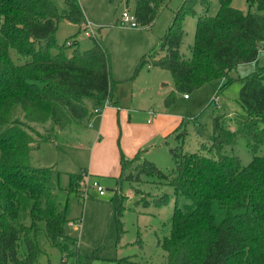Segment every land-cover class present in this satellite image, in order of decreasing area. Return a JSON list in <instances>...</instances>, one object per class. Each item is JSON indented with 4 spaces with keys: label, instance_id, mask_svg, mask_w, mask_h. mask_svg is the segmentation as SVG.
Instances as JSON below:
<instances>
[{
    "label": "trees",
    "instance_id": "obj_1",
    "mask_svg": "<svg viewBox=\"0 0 264 264\" xmlns=\"http://www.w3.org/2000/svg\"><path fill=\"white\" fill-rule=\"evenodd\" d=\"M168 1L135 0L138 24L151 28ZM63 2L66 9L60 13L55 0H0V264H37L44 252L43 233L62 253L63 264L71 259L75 264L95 260L84 257L79 240L66 232L70 221L58 205L57 192L63 189L55 180V169L37 168L30 162L31 151L42 139L30 124L51 121L61 131L91 115L89 100L99 107L110 99L115 106L111 59L102 39L96 35L86 51L80 50L77 40L72 46L57 44L62 20L81 29L85 24L79 1ZM248 3L257 13L246 14L233 8L232 0H220L219 13L209 17L208 0H185L159 49L142 57L136 74L147 64L169 71L176 91L188 96L214 80H228L221 93L233 81L229 74L241 65L258 63L264 49V0ZM196 4L203 6L204 13L198 16L191 57L186 58L181 53L187 35L183 19L195 13ZM11 51L23 61L15 63ZM241 85L243 113L231 122L224 115L215 116L209 146L186 153L184 124L177 129L179 146L172 150L171 173L154 162H140L141 152L132 160L121 154L117 185L156 176L175 192L172 230L169 236L157 238L164 264H264V157L257 155L264 145V67L242 78ZM175 99L169 94L165 105L171 106ZM16 106L24 111L25 123L13 120ZM239 138L246 139L254 153L248 166L225 152ZM79 181L81 173L70 175L71 190H77ZM180 198L186 201L183 207L177 204ZM166 199L167 195L154 204L162 206ZM124 209L121 198L114 213L119 233L124 232Z\"/></svg>",
    "mask_w": 264,
    "mask_h": 264
},
{
    "label": "rangeland",
    "instance_id": "obj_2",
    "mask_svg": "<svg viewBox=\"0 0 264 264\" xmlns=\"http://www.w3.org/2000/svg\"><path fill=\"white\" fill-rule=\"evenodd\" d=\"M55 1L60 13H63L66 9L63 0ZM78 1L85 14V23L90 22L96 28L97 37L102 39L110 54L114 91L116 90L123 107L121 120L127 114L126 123L117 122V128L104 129L102 144L97 146V123L101 114H92L94 103L87 105L91 115L70 129L58 131L52 122L44 125L30 124L36 135L42 138H39L31 151L30 162L37 168L55 169V180L63 189L57 192L58 205L67 212L70 221L66 232L79 240L80 253L84 257L94 258L93 264H164L165 254L158 248L157 238L169 236L172 230L175 192L156 176H141L140 181L133 180L117 185V180L113 178L120 176L121 154L127 160H132L142 149L144 151L140 162L144 159L154 162L163 172L169 174L175 169L172 150L179 146L174 133L181 124H184L183 129L186 132L183 145L186 153H198L202 145L209 146L215 116L224 115L228 121L236 114L243 113L239 104L241 79L255 72L258 66L264 67V51H261L258 63L244 64L229 74L233 81L220 93L221 107L217 109L212 101L228 80L225 83L214 80L189 93L188 100L183 93L176 91L174 78L169 71L149 68L147 64L136 74L142 57L154 49H159L161 39L166 35L185 0H169L168 6L159 14L151 28L119 25L120 15L125 9L129 8L135 13V0ZM208 2L209 8L205 13L209 17H215L220 11V0ZM232 7L246 14L257 13V8L251 7L248 0H232ZM194 10L195 13L186 14L183 19L187 35L181 53L186 58L191 57L198 16L204 13L201 4H196ZM93 38L87 37L83 29L67 20L60 22L56 33L59 46L77 40L82 51L93 47ZM53 51L56 52L57 49ZM68 52H71V48ZM11 57L15 63L23 61L15 51H11ZM172 92L176 99L167 107L165 101ZM151 109L169 114L165 122V128L169 129L163 137H156L142 145L148 131L143 125L149 127L146 112ZM129 114L133 117L130 118ZM13 120L25 123V113L21 107L14 108ZM247 143L246 139L239 138L236 146L227 147L225 152L238 157L242 166H248L254 153ZM257 155L264 157V145ZM90 167L101 175L109 174L106 175L108 178H91L86 171L80 172ZM116 171L118 175H114ZM79 172L82 176V181L78 182L80 186L75 191L71 190L70 175ZM132 172L135 176L134 169ZM95 181L107 190L105 197H100L93 188ZM165 195L166 202L162 206H156L155 201ZM121 198L125 208L121 218L123 233H119L114 215ZM147 203L152 205L144 208L143 205ZM177 204L183 207L186 201L180 198ZM214 211L217 222L220 223L219 208L216 206ZM40 243L44 252L39 255L37 264H63L62 253L51 246L45 233L41 235ZM66 264L75 263L71 259Z\"/></svg>",
    "mask_w": 264,
    "mask_h": 264
},
{
    "label": "crops",
    "instance_id": "obj_3",
    "mask_svg": "<svg viewBox=\"0 0 264 264\" xmlns=\"http://www.w3.org/2000/svg\"><path fill=\"white\" fill-rule=\"evenodd\" d=\"M118 23H119V21H118ZM241 66H239L238 68H240ZM158 69H160V68H158ZM221 83H225V80H222ZM113 92H114L113 102L115 103L114 104L115 106L108 107L103 112V114L100 115V118H99L98 123H97V126H98V129L99 130H98V136H97V139H96V146L102 144V133H103L104 129H107V128H112L113 129L115 127L117 128V122L118 123H122V124H125L126 123L127 114L125 115L124 120H121V111H123V107H121V100H120L118 94L116 93V90L113 91ZM89 103H94L95 104L94 109L97 107L96 101L89 100V101H87V105ZM129 111L130 112H135L136 110H129ZM151 111H154L156 113L155 117L152 116V115H150V112ZM146 114L148 115L147 124L149 125V127L146 126V125H143L148 131L146 132L147 133L146 137L143 138V141H142L143 144L142 145H145L146 143L152 141V139H154L156 137H163V135L169 129V128H165V126H166V123L165 122H167V119L166 118H169L168 117L169 114H167V113H160V112H157L154 109L148 110L146 112ZM129 117L132 118L133 116H130V114H129ZM149 121H151V122L149 123ZM76 123L77 122H73L68 129H70ZM140 147H142V146H140ZM143 151L144 150L141 149L139 152L142 153ZM111 169H114V168L111 167ZM120 170H121V159H120ZM82 171H86L87 174L89 175V177H91V178H94V177H98V178H108V176H106V175H109V174H103V175H101L98 172H96L95 170H92L91 167H90V169H83L80 172H82ZM114 173H115L114 175H118V172L117 171L114 172ZM117 178H119V177L116 176L113 179L115 180Z\"/></svg>",
    "mask_w": 264,
    "mask_h": 264
},
{
    "label": "built area",
    "instance_id": "obj_4",
    "mask_svg": "<svg viewBox=\"0 0 264 264\" xmlns=\"http://www.w3.org/2000/svg\"><path fill=\"white\" fill-rule=\"evenodd\" d=\"M119 25L129 26L132 28L141 27L137 22V18L135 16V13H132L129 8L125 9L122 12V14L120 15ZM82 29L85 31V35L87 37H95L96 36V28L90 22H86L83 25ZM72 45H73L72 41H69L67 43V46H72ZM262 51H264V49H262ZM188 97H189L188 95H184L185 99H187ZM212 103H214L216 105L217 109H219L221 107V96H220L219 92L215 96ZM110 106H112V103H111V100L108 99L103 106L96 107L93 111V114H95V115L103 114V112ZM150 115L155 117L156 113L154 111H151ZM150 122L151 121H149V123ZM92 186L96 190V192L98 193V195L100 197H105L107 195V190L98 181H95Z\"/></svg>",
    "mask_w": 264,
    "mask_h": 264
}]
</instances>
